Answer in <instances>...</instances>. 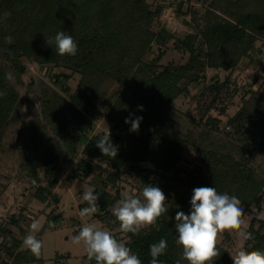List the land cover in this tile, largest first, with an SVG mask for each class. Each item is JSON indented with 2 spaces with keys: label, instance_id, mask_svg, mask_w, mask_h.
Segmentation results:
<instances>
[{
  "label": "trees",
  "instance_id": "1",
  "mask_svg": "<svg viewBox=\"0 0 264 264\" xmlns=\"http://www.w3.org/2000/svg\"><path fill=\"white\" fill-rule=\"evenodd\" d=\"M192 2L200 3L202 10ZM158 5L151 0H0V91L6 93L0 97V167L12 151L17 161L15 180L24 181L29 186H24V194L41 205L38 210L23 206L0 222V264H44L46 231L60 229L68 220L75 236L84 226L80 213L67 217L64 210L56 209L63 203L57 191L64 171L62 158L76 160L67 180L91 178L100 207L92 217L102 221L142 264H149L150 245L161 239L167 241L165 253L158 257L162 264L177 260L189 264L176 243L175 215L178 211L189 214L192 190L204 186L236 196L245 213L253 212L245 229L253 238L243 247L264 251V169L253 164L264 153V79L257 89L246 92L250 96L244 95L242 106L229 121L233 133L223 134L222 118L207 114L224 93L226 82L218 75L205 87L215 97L199 119L185 112L188 120L180 121L174 106L178 98L190 94L192 86L207 80L210 69L233 71L249 60L259 70L264 55V0H180L179 12L186 8L193 25L184 35L166 24H156ZM60 31L73 36L78 46L75 56L57 54L54 37ZM9 36L11 42L6 39ZM172 52L186 59L165 61ZM24 59L45 71L54 69V84L84 113L71 114L57 92L42 101L41 116L34 113L31 101L20 90L28 71ZM8 74L11 79L6 78ZM77 76L73 88L70 81ZM99 107L106 110L113 129L132 134L128 150L119 136L110 135L118 147L115 158L102 155L96 147L106 132L88 136L93 127L88 115ZM44 117L60 140L59 151L42 134ZM129 117L143 118L138 131H130L131 124L125 123ZM234 133L238 140H231ZM186 150L201 155L192 170L182 162ZM4 173L0 172L1 201L13 179ZM123 173L139 183L134 196L151 184L167 197L168 212L135 235L122 232L111 211L122 198L119 182ZM88 206L82 201L80 211ZM40 214L46 218L35 234L43 243L37 259L23 240ZM217 247L220 256L214 264H233L232 251L222 242ZM69 256L58 253L56 261L61 264Z\"/></svg>",
  "mask_w": 264,
  "mask_h": 264
},
{
  "label": "rangeland",
  "instance_id": "2",
  "mask_svg": "<svg viewBox=\"0 0 264 264\" xmlns=\"http://www.w3.org/2000/svg\"><path fill=\"white\" fill-rule=\"evenodd\" d=\"M155 5L159 4V11L156 18V24L161 26L166 24L169 28L178 32V34L184 35L189 32L193 25L191 21V15H187L184 11L179 12L180 0H151ZM196 9L202 10V5L200 3H191ZM187 7V6H185ZM258 46H261L262 41H258ZM155 51H158V45L155 44ZM151 57V56H150ZM168 58H176L177 62H182L186 58L178 53H169L165 61ZM249 61V60H248ZM247 60H243L242 64L238 66L236 70L224 71V70H213L210 69L207 72V80L201 82L200 84L194 85L191 88L189 95L182 96L174 102L175 110L179 113V120H188L185 112H188L193 117L200 118L201 111L205 110L206 105L212 102L215 97V93L209 91L205 87L210 83H213L216 79L215 75H218L220 80L225 81L224 93L217 97L215 105H213L207 114L213 116H220L222 118L221 130L222 133H228L231 131L233 133L234 125L229 123L231 118L238 112L243 104L245 98L244 95L250 96L246 92H250L249 89H257L264 79V55L262 63L259 70L253 65H250ZM27 63L28 71L24 75V80L26 82L25 86H21L20 90L23 94L25 100L31 101V107L34 113L38 112L41 116V105L42 101L46 100L48 97H52L54 92L59 93L60 96L64 98L65 108L73 115L80 116L84 113L80 109L76 102L72 100L68 95L64 94L60 89L54 84L51 78V72L54 69H49L47 71L41 69V66L36 62H30L24 59ZM78 76L70 81V85L75 88L78 83ZM203 93V95H199ZM175 114V112H174ZM38 115V114H36ZM90 120L93 122V127L89 129L88 136L91 138L94 135L106 132L110 135L114 134L120 137L121 145L124 149L128 150L132 142V134L128 130L113 129L112 123L107 119L106 110L103 107H99L92 111L89 115ZM207 116V115H206ZM42 134L49 138L55 145L56 149L59 151L60 140L55 135L52 125L44 117ZM172 123L176 122V119L171 120ZM231 140H238L236 133L232 134ZM10 159L2 164L0 167V172H5L4 174H9L13 179H11V184L4 194V198L0 200V222H2L9 212L19 211L23 206H27L28 209H33L34 207L38 210L41 206L35 203L31 198L24 194V186L27 185L24 181L17 182L15 180V175L17 173V161L16 155L10 151L6 154ZM15 156V157H14ZM200 153L194 150H186L184 153L183 165L188 170L195 168L197 162L200 160ZM6 157V158H7ZM78 159V158H76ZM63 161L64 171L61 176V182L57 188V191L62 197L63 203H61L56 209L57 211L64 210V214L67 217L72 215H78L80 213L79 204L83 200V192L89 189H93L90 179L87 181L75 180L70 182L67 180L68 173L71 172L72 168L75 166L76 160L71 162ZM253 164L259 169H264V153L259 154ZM111 167H109L110 169ZM120 186L122 188V197L124 193L134 195L135 191L139 187V183L136 178L129 174L120 175ZM28 186V185H27ZM29 187V186H28ZM30 190H34V187L30 186ZM50 210V209H49ZM264 217V211L261 213ZM46 216L45 214H40L38 220L41 225L43 224ZM244 220V230L249 226L252 218L253 212H247L242 217ZM85 224H95L97 228L102 230L109 229L104 226L103 222L91 217L82 218ZM73 228L70 222L65 221L64 227L57 230H48L43 236L44 239V264H59L56 261L57 254H70L66 260H61V264H90V260L87 256L85 247L83 244L75 245L72 242ZM246 231V230H245ZM37 233V232H36ZM36 233H32L35 235ZM246 240L238 238L234 233H222L218 242L224 243L231 251L232 255H235L238 248L245 244ZM63 261V262H62Z\"/></svg>",
  "mask_w": 264,
  "mask_h": 264
},
{
  "label": "clouds",
  "instance_id": "3",
  "mask_svg": "<svg viewBox=\"0 0 264 264\" xmlns=\"http://www.w3.org/2000/svg\"><path fill=\"white\" fill-rule=\"evenodd\" d=\"M11 42L12 37L6 38ZM47 44L51 40H46ZM56 52L60 56H75L78 51L77 43L72 35L64 31L54 37ZM11 79V74L6 76ZM6 95L0 91V97ZM140 110L142 106H140ZM142 117L126 118L130 123V131H138ZM102 155L117 157L118 147L110 139V133L103 135L96 142ZM98 194L89 189L83 192V200L88 207L80 211L82 218H91L100 211L97 203ZM167 197L157 186L147 184L140 196L124 193L123 197L111 209L113 216L119 222L120 230L125 233L138 234L146 226L157 223L162 214L168 212L165 206ZM191 210L189 214L178 211L175 215L176 243L182 246V258L189 264H214L215 258L220 256L217 247L218 238L222 233H234L243 240L252 239V234L244 230L243 216L245 214L241 201L236 196L219 194L214 187H197L192 190ZM42 225L39 220H33L29 234L25 236L23 245L37 259L41 256L43 243L32 233L39 232ZM75 245L83 244L89 260L96 264H142L137 254L132 253L125 243L114 238L107 230L97 228L95 224H85L78 235L72 238ZM167 249V241L161 239L159 243L150 245L151 260L149 264H162L158 257ZM233 264H264V251L247 250L241 245L235 255H230ZM180 264V260L176 261Z\"/></svg>",
  "mask_w": 264,
  "mask_h": 264
}]
</instances>
